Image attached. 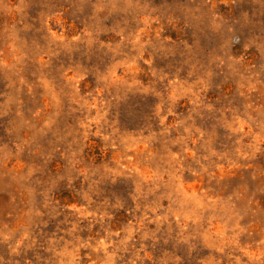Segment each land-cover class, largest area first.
I'll use <instances>...</instances> for the list:
<instances>
[{
	"label": "rangeland",
	"instance_id": "obj_1",
	"mask_svg": "<svg viewBox=\"0 0 264 264\" xmlns=\"http://www.w3.org/2000/svg\"><path fill=\"white\" fill-rule=\"evenodd\" d=\"M0 264H264V0H0Z\"/></svg>",
	"mask_w": 264,
	"mask_h": 264
}]
</instances>
